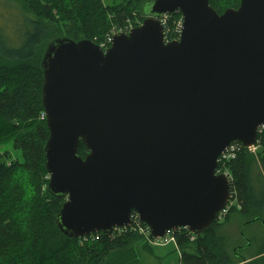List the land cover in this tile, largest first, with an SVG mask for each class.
<instances>
[{"label": "water", "instance_id": "water-1", "mask_svg": "<svg viewBox=\"0 0 264 264\" xmlns=\"http://www.w3.org/2000/svg\"><path fill=\"white\" fill-rule=\"evenodd\" d=\"M104 51L58 38L42 59L49 191L68 238L111 234L136 213L155 238L204 233L231 199L218 159L264 125V0L218 14L209 0H152ZM180 12L179 40L159 17ZM88 150L80 155V142Z\"/></svg>", "mask_w": 264, "mask_h": 264}, {"label": "trees", "instance_id": "trees-1", "mask_svg": "<svg viewBox=\"0 0 264 264\" xmlns=\"http://www.w3.org/2000/svg\"><path fill=\"white\" fill-rule=\"evenodd\" d=\"M14 1L24 11L27 29L20 46L11 48L0 28V146L12 143L21 150L23 160H11L10 152L0 157V264H136V251L152 252L138 231L96 232L84 241L68 238L56 226L66 198L49 191L45 147L50 132L46 117L42 118V59L48 45L58 38L90 40L100 46L113 31L124 30L128 19L138 17L143 22L145 6L152 0H118L109 6L102 0ZM209 2L221 15L238 9L241 0ZM171 15L181 17L180 13ZM258 140L261 146L256 155L239 145L234 158L219 163L218 174L226 171L232 178L231 193L237 204L194 241L184 230L177 236L180 264H242L247 260L237 252L238 260L232 259L219 230L234 214L247 225L264 222V130ZM79 151L85 158L88 150L82 141Z\"/></svg>", "mask_w": 264, "mask_h": 264}, {"label": "rangeland", "instance_id": "rangeland-1", "mask_svg": "<svg viewBox=\"0 0 264 264\" xmlns=\"http://www.w3.org/2000/svg\"><path fill=\"white\" fill-rule=\"evenodd\" d=\"M11 1L0 0V28L4 31V35L10 44V46L7 45V47L17 48L21 44L20 37H22L27 28L24 24V11L21 6H16V1ZM117 1L118 0H102L103 4L106 6L113 5ZM144 15L148 17L146 12ZM30 16L32 17V15ZM158 19L160 20V17ZM182 19V14L181 17L170 16L169 14V17L166 18L165 26L161 22L165 27L164 30L167 29L170 31L169 35L171 38H177V33H179L178 24ZM134 23H140L141 25L143 22H140L138 17L136 21H133L131 18L127 20L126 25L122 27V29L127 31L130 27L136 28L134 27ZM112 33L111 35H115L121 32H116L115 30ZM6 152H10L11 160H23L21 150H16L12 143L0 146V157ZM219 235L224 237L226 251L232 256L235 262L238 260L235 255L237 252L240 257L244 256L246 259H249V264H264V253H262V246L264 244V222L257 221L247 225L242 218L234 214L230 217L229 221L220 228ZM136 252L137 254L135 253L134 256L139 258L136 264H180V252L174 244L168 246H152L151 253L145 251ZM236 264H238V262H236Z\"/></svg>", "mask_w": 264, "mask_h": 264}, {"label": "built area", "instance_id": "built-area-1", "mask_svg": "<svg viewBox=\"0 0 264 264\" xmlns=\"http://www.w3.org/2000/svg\"><path fill=\"white\" fill-rule=\"evenodd\" d=\"M169 17V14H166V15H163L160 17V22H162V24L165 26V23H166V18ZM182 25H183V19L182 21L178 24V31L179 33H177V38H171L170 35H169V32L167 29L164 30V40L166 43H169V42H172V41H176V40H179L180 39V36H181V30H182ZM165 28V27H164ZM133 29V27H130L127 31L125 30H121L120 32L121 33H126L128 34L131 30ZM113 38H114V35H110L107 37V39L105 40V42L103 44L100 45V47L104 50V51H107L111 46H112V43H113ZM45 114L42 115V118H45ZM264 130V125L261 126L259 129H258V135L260 133H262ZM239 145H241L242 147H244L240 142H234L232 143L227 149L226 151L220 156V158L218 159V164L219 163H222L224 164L226 161H229L231 158H234L235 155H236V152L239 150ZM260 146H261V142L260 140H258V137H257V141H256V144L252 147H249V148H246L249 150V152L251 154H254L256 155L258 150L260 149ZM245 148V147H244ZM217 174H218V171H217ZM221 174H224L228 177L229 181H230V185L232 183V178L231 176L228 174V172H223ZM237 204V199L236 197L234 196V194L231 193V199L228 203V205L226 206L225 209H223L222 211H220L217 215V220L218 221H222L225 219L226 215L228 214V212L231 210V208L233 206H235ZM125 229H133L135 231H138L139 233H141L144 238L146 239V241L151 245V246H168V245H171V244H174L177 246V236L182 233V231H187L189 232V234L191 235L190 236V240L191 241H194L196 239V235L191 233L189 231L188 228H176V229H171L169 230L165 236H163L162 238H155L152 236L151 234V230L150 228L146 225V227L143 226V222H141L139 220V216L134 213V215L132 214L131 216V225L129 227H124V228H115L113 230V232L115 231H121V230H125ZM112 232V233H113ZM84 241H87L88 240V236L82 238ZM95 240H99L100 237L99 236H95L94 238Z\"/></svg>", "mask_w": 264, "mask_h": 264}, {"label": "crops", "instance_id": "crops-1", "mask_svg": "<svg viewBox=\"0 0 264 264\" xmlns=\"http://www.w3.org/2000/svg\"><path fill=\"white\" fill-rule=\"evenodd\" d=\"M249 261V259H247L246 261H244L242 264H245V263H247Z\"/></svg>", "mask_w": 264, "mask_h": 264}]
</instances>
